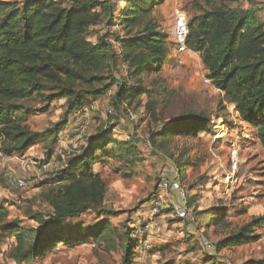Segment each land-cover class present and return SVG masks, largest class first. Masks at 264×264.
<instances>
[{
  "label": "trees",
  "instance_id": "16d2710c",
  "mask_svg": "<svg viewBox=\"0 0 264 264\" xmlns=\"http://www.w3.org/2000/svg\"><path fill=\"white\" fill-rule=\"evenodd\" d=\"M123 1L124 6L118 11L116 0H0V136L13 144L11 150L17 155L24 154L47 136L53 144L68 117L89 104L74 89L61 87L49 101L65 98L66 109L62 120L52 128L35 132L11 115L12 104L7 103L29 98L31 89H37L42 78L57 81L61 74L83 77L67 62L94 70L105 67L112 70L114 63L122 62L129 80L136 78L137 84L129 86L123 81L116 85L111 81L105 87L107 90L115 85L117 105L148 95L147 88L139 85L138 77L144 72L157 71L169 60L175 51L172 31L162 27L154 16L156 6L163 0ZM197 6L198 13L190 19L187 16L186 45L199 53L212 84L233 104L238 121L252 127L250 135L264 153V21L255 16L254 9ZM115 25L121 29L120 33L111 30ZM90 32L95 35V42L88 38ZM113 42L119 45L114 47ZM101 78L105 77L98 79ZM119 105L113 106L112 116L121 120L127 107L119 108ZM148 110L152 111V107ZM209 125V118L194 113L179 117L174 127H180L177 133L198 135L209 132ZM129 145L131 149L126 153L117 150ZM136 145L132 135L122 141L111 129L87 136L82 146L60 162L64 165L43 182L46 189L41 192V198L48 207L44 213L30 214L37 223L35 229L3 220L8 208L7 202L1 201L0 232H7L14 239L9 254L13 262L36 261L59 245L73 248L94 243L95 248L100 244L101 237L115 228L108 217L121 211L103 207L105 183L94 165L109 168L108 161L116 158L119 165L114 171L124 178L131 177L135 175L133 169L144 162ZM49 156L45 154V158ZM186 166L182 165L181 171ZM182 173L177 174L180 181ZM191 202L189 198L190 206ZM213 209V224L225 223L227 210L222 205ZM88 210L96 218L101 217V221H66ZM263 226L264 214L234 230L226 222L227 230L215 243L216 250L253 244L261 238L258 230ZM135 228L133 234L130 230L125 232L121 264H132L139 249ZM248 264H264V256Z\"/></svg>",
  "mask_w": 264,
  "mask_h": 264
},
{
  "label": "rangeland",
  "instance_id": "374dc122",
  "mask_svg": "<svg viewBox=\"0 0 264 264\" xmlns=\"http://www.w3.org/2000/svg\"><path fill=\"white\" fill-rule=\"evenodd\" d=\"M197 5L207 8L254 9L255 16L264 21V0H163L156 6L154 16L162 27L168 29L165 24L173 21L175 7L181 6L190 19L198 13ZM111 30L117 31L114 28ZM113 45L116 46V43L113 42ZM67 64L83 77L72 78L61 74L57 81L42 78L40 86L35 90L31 89L32 95L29 98H20L7 104H12L11 115L23 120V125L35 132L43 131L60 122L66 109L65 98L49 101L50 96L61 87H70L89 102L85 106L93 105L88 110V125L80 134L74 131L75 113V119L71 118L72 115L68 117L69 120L63 125L53 144L47 136L19 155L11 150V142L0 136V203L7 202L5 205L8 208V215L2 219L31 230L37 228V223L30 218V214L46 212L48 206L41 198V192L46 186L42 184L55 171L50 166L45 170L43 168L52 161L65 160L73 149L82 146L90 134H100L105 129H111L116 138L122 141L128 140L132 135L137 143L136 151L144 162L133 169L135 175L125 178L114 171L119 165L116 158L108 161L109 168L108 165L103 168L94 165L105 183L103 207L121 211V214L108 217L115 228L101 237V242L98 241L100 244L93 249L89 244L73 248L59 245L36 261L20 264H121L125 232L130 230L133 234L132 228L135 225L140 226L148 220L149 201L156 185L171 170L173 174L176 170L183 172L181 182L188 200L192 199L190 207L193 211L222 205L228 210L226 222H229L232 230L253 217L264 214V153L250 135L252 127H246L238 121L233 104L227 102L222 91L214 85L207 89L201 86L197 78V71L203 69L201 58L198 59L195 54H178L172 51L169 60L160 69L140 75L139 85L147 88L148 95L118 104L119 108L125 106L137 114L132 120L124 116L119 120L117 116L103 111L106 104L118 106L115 93L108 96L104 90L111 81L116 85L123 81L129 86L137 84L136 78L129 80L122 62L114 63L112 70L111 67L94 70L85 66L77 67L70 62ZM94 76L97 77L93 78ZM99 77L105 78L98 79ZM147 106H151L152 111ZM194 113H201L209 118V132H200L198 135L177 133L176 129L180 127H174L176 120ZM79 116L77 114V123L85 121V118ZM130 149V145L117 148L121 150L120 153H126ZM46 153L50 154V158H45ZM20 160L25 161L24 168ZM185 164L187 166L181 171V166ZM6 169H10L16 179L25 181V186H9L3 177ZM168 197L169 200L171 198V201L168 200V207L153 217L158 225V230L153 235L156 239L178 230L174 226L177 218L169 214L173 207L172 201L177 203V199L170 193ZM197 212H194L196 216ZM83 218L90 222L101 221V217L96 218L94 214H85ZM207 222L208 219H196L195 224L190 223V226L193 225L194 233L211 235L210 231L204 229ZM226 222L213 227V231L226 232ZM183 227L186 228L185 224ZM258 233L261 238L253 244L234 246L223 251L225 264H248L250 260L262 258L264 226ZM0 238V264H15L9 256L14 246L13 237L7 232H1ZM156 239L151 238V243L154 244ZM148 248L141 247L136 254L141 250L147 256ZM143 255L140 254L137 264H155V256L146 258Z\"/></svg>",
  "mask_w": 264,
  "mask_h": 264
},
{
  "label": "built area",
  "instance_id": "2783aa9c",
  "mask_svg": "<svg viewBox=\"0 0 264 264\" xmlns=\"http://www.w3.org/2000/svg\"><path fill=\"white\" fill-rule=\"evenodd\" d=\"M172 41L174 44L175 52L178 54L182 53H188V54H195L196 52L192 51L190 48L186 45V36L188 33V27H187V13L186 11L181 7L177 6L173 10V25H172ZM197 78L201 84L202 87H207L213 85L212 80L207 75V72L204 69H200L197 71ZM115 85H111L107 90L106 93L108 96H112L115 92ZM93 108V105L90 106H83L80 111H78L72 118L76 121H72L74 131H77L79 134L84 130V128L88 125V110ZM103 111L105 114L112 115L114 113V109L112 104H106L103 107ZM77 114H80L79 118H85L83 122L77 123L78 118ZM124 117L132 120L135 119L137 114L130 108H125V111L123 113ZM122 115V117H123ZM84 123V124H83ZM63 162H57L52 161V163H49L46 165L45 169H48V166L54 170H58L63 166ZM3 177L6 180L7 184L12 187L16 188H22L25 186V181L22 179H16L13 172L10 169H6L3 173ZM173 194L174 197L177 199V203H174L172 201L173 210L175 212V215L184 220V224L190 225V223L194 222V215L193 210L188 204L189 200L187 197V194L184 190V186L182 182L179 180V177L176 176L174 178L165 176L162 177L155 188V191L153 195L151 196V200L149 201V209H148V220L145 221L140 226H137L134 230V233L136 235H142L143 233L147 232L148 230L151 232L156 233L158 230V225L153 221V217L158 215L160 211L164 210L168 207L169 202L167 201L166 197L168 195ZM202 244L204 248L208 251L215 252L216 251V245L212 241H209L208 239H203ZM140 245L143 249H147L149 244L141 243ZM140 247V248H141Z\"/></svg>",
  "mask_w": 264,
  "mask_h": 264
},
{
  "label": "crops",
  "instance_id": "0c3cea01",
  "mask_svg": "<svg viewBox=\"0 0 264 264\" xmlns=\"http://www.w3.org/2000/svg\"><path fill=\"white\" fill-rule=\"evenodd\" d=\"M117 3H120V5H117ZM124 6V1L123 0H116V7H118V11ZM263 20V18H262ZM165 25H167L168 30L172 31L173 27V21L168 24L166 23ZM114 29H116L118 31V33H120L119 26L115 25L113 26ZM92 29V28H91ZM96 29H99V27H96ZM171 40H172V36ZM88 38L95 42L96 37L94 34H92L90 32V35L88 36ZM117 47L119 45V43L115 42ZM197 53V52H196ZM198 57V59H200V55L199 53H197V55H195ZM22 162V167H25V161L20 160ZM98 165V164H96ZM97 170V169H95ZM172 172V170H171ZM171 172H167L166 174H164V176L169 175L171 176H177L178 174V170H176L175 174L171 173ZM100 173V172H99ZM49 177V175H48ZM167 201L169 200V197H166ZM171 201V198L170 200ZM194 206V205H193ZM218 206V205H215ZM215 206H210L208 209L205 210H199L197 211H193V215H194V222L192 224H195L196 219L197 221H199L200 219H208V222L204 225V229L207 231L211 232V235H204L206 233H194L195 229L190 226V225H186L184 228V220H182L181 218H179L178 216L175 215V212L172 208V211L169 212V214H171V217H175L177 218L174 222V226L178 229L175 230L174 233H168V235L166 236H161L160 238L156 239V237L153 235L155 234L154 232L151 231H147L145 233H143V235L141 236H136L139 240V242L141 243H145V244H149V248L147 250V256L145 255L146 252H142L141 250H139V252L136 254L135 257L133 256L132 258V264H137V259H139L140 254H144L143 256H145L146 258H148V256H155L156 257V261L155 264H159V263H163V262H171L173 264H225L226 263V259L224 258V256L222 255L223 251L228 250L229 248H224L221 251H215V252H211L208 251L204 248L203 244H202V240L203 239H210L209 241H212L213 243H216L220 237L224 236L225 234V230L224 231H213V227H215V225L213 224L212 220L214 219V209L213 207ZM197 212L198 215L196 216L195 213ZM228 212V210H227ZM93 215L94 212H92L91 210H88L86 212H84L83 214L77 216V217H73V218H69L68 222H74V221H80V222H85V223H89L90 221H87L83 218V215ZM229 215V214H228ZM164 217V216H162ZM148 218V215H147ZM146 218V219H147ZM175 218H169V219H175ZM93 221H95L93 219ZM147 221V220H146ZM155 221V219L153 220ZM145 222V221H144ZM143 222V223H144ZM142 223V224H143ZM156 223V221H155ZM140 225V224H139ZM173 225V224H171ZM138 225H135L134 227H137ZM1 233V232H0ZM206 237V238H205ZM208 237V238H207ZM151 238L153 240L156 239L155 243H151ZM195 240V241H193ZM89 246H91V248L93 249L94 243H88ZM84 246V245H82ZM163 246V248H161ZM141 245H139L138 248H140ZM185 247V248H184ZM141 251V252H140ZM155 260V259H154ZM154 264V262H153Z\"/></svg>",
  "mask_w": 264,
  "mask_h": 264
}]
</instances>
